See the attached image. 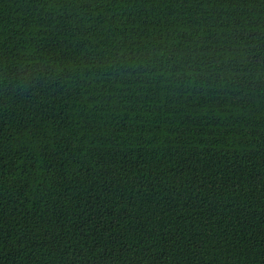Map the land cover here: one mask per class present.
I'll list each match as a JSON object with an SVG mask.
<instances>
[{"label":"trees","instance_id":"16d2710c","mask_svg":"<svg viewBox=\"0 0 264 264\" xmlns=\"http://www.w3.org/2000/svg\"><path fill=\"white\" fill-rule=\"evenodd\" d=\"M0 264H264V0H0Z\"/></svg>","mask_w":264,"mask_h":264}]
</instances>
